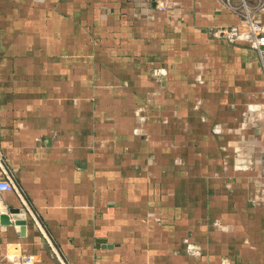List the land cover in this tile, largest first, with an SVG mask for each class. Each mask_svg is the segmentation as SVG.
Listing matches in <instances>:
<instances>
[{"label":"crops","instance_id":"obj_1","mask_svg":"<svg viewBox=\"0 0 264 264\" xmlns=\"http://www.w3.org/2000/svg\"><path fill=\"white\" fill-rule=\"evenodd\" d=\"M247 31L224 0H0V264H264Z\"/></svg>","mask_w":264,"mask_h":264},{"label":"built area","instance_id":"obj_2","mask_svg":"<svg viewBox=\"0 0 264 264\" xmlns=\"http://www.w3.org/2000/svg\"><path fill=\"white\" fill-rule=\"evenodd\" d=\"M240 1L241 3L239 5H234L232 4V0H224L225 4L241 13L250 36V46L257 51L262 66L264 67V25L258 16L259 12L264 8V0H255L254 3H251L250 0ZM225 32L226 30L223 31V29H220L215 34L220 36ZM239 36V34L234 35L230 33L227 35V38L234 41ZM262 93L264 94V88L262 89ZM13 187L14 185L10 179L0 177V200H2V192L12 190ZM20 258L22 264H35L37 262L36 254H23Z\"/></svg>","mask_w":264,"mask_h":264},{"label":"water","instance_id":"obj_3","mask_svg":"<svg viewBox=\"0 0 264 264\" xmlns=\"http://www.w3.org/2000/svg\"><path fill=\"white\" fill-rule=\"evenodd\" d=\"M4 170H6L5 169V167H4ZM6 172H8L7 170H6ZM11 177V176H10ZM12 178V177H11ZM11 180H13V179H11ZM13 183H14V185H15V187H17V185H16V183H15V181L13 180ZM18 188V187H17ZM25 204L28 206V208L31 210V207H30V205H29V203L25 200ZM32 211V210H31ZM39 225L41 226V228L44 230V227L42 226V224L41 223H39ZM46 236H47V234H46ZM48 237V236H47ZM48 239H49V241H50V243L52 244V246L54 247V249L59 253V251H58V249L55 247V245H54V243H53V241L50 239V237H48ZM59 255H60V253H59ZM63 261V263L64 264H66V262L64 261V259L62 260Z\"/></svg>","mask_w":264,"mask_h":264}]
</instances>
